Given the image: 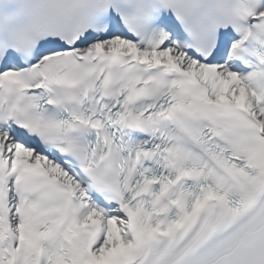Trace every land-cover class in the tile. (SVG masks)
<instances>
[{"label": "snow or ice", "instance_id": "1", "mask_svg": "<svg viewBox=\"0 0 264 264\" xmlns=\"http://www.w3.org/2000/svg\"><path fill=\"white\" fill-rule=\"evenodd\" d=\"M0 264H264V0H0Z\"/></svg>", "mask_w": 264, "mask_h": 264}]
</instances>
